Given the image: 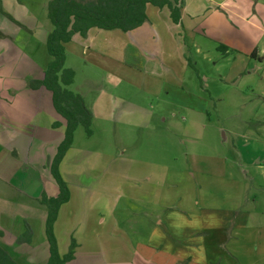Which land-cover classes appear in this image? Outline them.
I'll list each match as a JSON object with an SVG mask.
<instances>
[{"label": "rangeland", "instance_id": "374dc122", "mask_svg": "<svg viewBox=\"0 0 264 264\" xmlns=\"http://www.w3.org/2000/svg\"><path fill=\"white\" fill-rule=\"evenodd\" d=\"M183 4L177 26L165 9L147 7L159 43L145 40L143 48L155 58L132 54L121 30H93L97 36L85 52L65 45L64 67L75 72L69 90L82 95L84 103L101 94L122 100L120 105L99 100L92 135L78 127L58 166L69 197L58 210L53 233L60 255L74 240L72 264H166L175 251L194 253L192 264H206L205 258L208 264H264V0ZM19 29L13 41L12 28L0 25V120H12L10 111L26 108L16 115L26 119L21 130L40 136L46 97L31 92L29 84L43 73L25 64L38 61L41 67L44 61L35 57V43L27 42L29 27ZM220 46L228 48L226 54ZM158 61L181 82L166 97L176 104L161 99L171 85L160 67L153 68ZM2 126L11 128L8 121ZM2 130L0 137H9ZM59 143L42 145L40 151L53 158ZM18 150L22 163L0 153V174L9 185L0 186L1 193L14 205L39 197L44 187L53 196L45 166L27 165L30 154ZM234 203L239 207L227 221L228 213L221 212ZM159 212L175 214L168 233L181 239L178 247L166 233L147 238V222ZM239 213L246 229L233 232L232 216ZM35 215L26 214L33 225ZM1 221L8 232L22 228L20 219ZM192 231L199 233L193 237ZM158 240L164 244L159 253L142 244Z\"/></svg>", "mask_w": 264, "mask_h": 264}, {"label": "crops", "instance_id": "0c3cea01", "mask_svg": "<svg viewBox=\"0 0 264 264\" xmlns=\"http://www.w3.org/2000/svg\"><path fill=\"white\" fill-rule=\"evenodd\" d=\"M47 2H48V0H21V1H19V0H0V25L10 26L12 28L11 34L13 33V39H12L13 41H16L19 39V36H18L19 31L17 32V30L19 29V25H24V26L29 27V30L27 33L29 38L27 39V42H34L35 43L33 50L34 51L38 50L37 56H35V57L43 60L44 65H42L41 67L38 66V63H37L38 61H35L36 63H34V65H31V63H30V65H27L28 63L25 65H26V67H29V69L38 68V70H40V72H42V73L45 71L48 63L51 61V57L48 55L47 50H46V46L44 44L46 36L51 30V27H49L50 29H48V26H50V24H49V21L47 19ZM217 4L218 3H216L215 5H217ZM159 10H161V9H159ZM147 11H148V9H147ZM148 12L151 14V11H148ZM183 14H184V4H183L182 10H181V18H182ZM167 15H168V13H167ZM168 19H169V16H168ZM169 21H170V19H169ZM145 24H143L142 26H140L139 28H137L135 30L125 32V33H127V36L130 39V43H126V45L128 48H130L132 50V54H136L137 56L138 55L140 56L141 54H148L149 56L155 58V56H153V54H151V53H153V51L150 50V52H147L146 50H144L143 45H144L145 40L148 41L149 44H153V45L159 43L158 32L154 28V25H153L151 19L147 18V21L145 22ZM143 26H146V29H144V31H142L144 33H142V32L137 33L138 32L137 30L140 28L142 29ZM34 29L36 30L35 34L39 35V37L35 36V34L33 32ZM93 30H99V29H96V28L90 29L85 38H82L76 34L73 36V38L69 42V44L73 43L76 47L83 48L84 52H85L86 48L89 50L90 47L88 45H91L95 40L94 36H97V34L93 32ZM21 31H23V30L21 29L20 32ZM146 34H148V35H146ZM143 35H144V37H140ZM44 37H45V39H44ZM30 47H31V45H30ZM227 50H228V48H227ZM38 56H40V57H38ZM131 57L134 58L135 56L132 55ZM65 61H66V57H65ZM159 63H160V61H158L157 65L153 63V68L160 67L159 71H161L162 73L167 75V77L169 79L166 83H168V85H171V86H169L170 88L166 89V92H163L162 96L160 95L161 99L164 100L165 102L169 103V104L170 103L176 104V101L171 102V101H173V99L168 100L166 97H167V95H169V93H171V91H174L173 89L178 90L180 87L179 83H181V82H179L177 76H175L174 71L172 70V68L170 66H168L164 61L160 65H159ZM154 71H155V69H154ZM159 75H161V74H159ZM42 76L41 77L39 76L36 79H41ZM74 78H75V75H74ZM107 79H109L110 81L118 82V80L114 79L113 76H110ZM73 83H74V81H73ZM73 83L70 86H72ZM31 92L40 93L46 97L47 112H46V114L43 115L44 117L41 120V122H40L41 125L39 127L40 128L39 130L42 133L40 134V136H38L39 134H37V135L35 134V135L30 136V135H27L26 133H24V131L21 130V127L23 125V123H21V121H24L26 119L24 117L23 119L18 120L16 118V115H23V113L26 112V108L24 110L14 109L13 111H10L14 115L12 120H10V119L5 120V118H4V120H2V118L0 120V129H3L2 131H6L9 134V137H0V153L2 154L3 152H5V156L11 154L13 158H15L17 161H20V152L18 149L21 148L23 153H26V151H27V154L28 155L30 154L31 159H28L26 164L27 165L28 164L34 165V166L38 165V168H40V170H41V168H43V166H45V169H44L46 172L45 173V180H47L48 186L50 188H52L54 191V193L52 195H55L56 191H57L56 184H55V182H54V180L51 177L50 172H49V165H50V161L52 160V153L48 154L46 150L40 151V147L42 145H45L44 147L49 148V146H53L55 143L56 144L59 143L60 139L61 140L63 139L64 121L59 115H57V113L54 111V109L52 107L50 92H48L44 88H40L37 90H31ZM83 100L85 101L84 98H83ZM99 100L103 101V102L109 100L110 104L113 101L114 104L117 103L118 105H120V102L122 101L118 97H114V98L111 97L110 98V95L106 96L104 94H101L98 98L96 97L95 100L92 99L88 103L86 102L85 104H86L87 108L92 113V121L94 120V116H95L93 109L99 103ZM19 101H21V100H19ZM30 104L31 103H28L27 105H30ZM20 105L22 106V104H19V106ZM184 106L185 107L188 106V103H184ZM34 112L38 115L42 114L41 110H37V112L36 111H34ZM196 113H199V112H196ZM6 121H8L10 123V126H11L10 129L11 130L2 126V123L6 122ZM53 124H57V126L54 128ZM17 131H18V134H17ZM3 135H5V134H3ZM15 139H17V140H15ZM72 145H73V143H72ZM72 145L70 148H72ZM12 157H10V158L12 159ZM65 159L66 158L64 157L61 162H64ZM45 160H47V163L45 162ZM20 162L22 163V161H20ZM2 177H4V176H2L0 174V186H3L5 188L6 186H9V185H7L6 182L4 183ZM9 191L12 193H15L16 190L10 189ZM9 191H7V192H9ZM1 192L2 191L0 190V233H2V238L0 239V241H2L4 244H6V246H8L10 249H12V251L14 253V258L16 259V262L18 264H26V263L27 264H40V263L42 264L44 261H46V259L48 257L47 245L45 243H43L46 209L38 203L37 199L39 197H33L32 199L29 198V200H27V202H21L18 205H14V203L12 202L13 199H11L10 195L8 197L6 195H3ZM45 192L46 191H45V187H44V191L42 193H45ZM197 204H198V202H197ZM238 207H239L238 204L234 203L230 208H228L226 210L221 209L222 210L221 213H225V214L228 213L227 221H229L230 214L233 215V212L235 210H237ZM35 212L36 213L39 212V213H37L35 215ZM28 213H29V217H30V214L35 215L31 218L34 220L33 222H36V223H34L35 225H33V223H31V220L29 218H26L28 216ZM160 213L161 212H159V214H157V215L151 216V220H149L147 222V225H149L148 230H147V233H148L147 238H149V239L152 235L154 236L156 234V232H159L162 235H165V233H166L167 236L171 237L168 233V229L172 227V224H171L172 222L170 220H171V218H173L175 216V214L170 213V212H164L162 214H160ZM26 214H27V216H26ZM173 214H174V216H172ZM240 216H242V215H240V213L237 216H232L234 221L232 222L233 226L231 227V231L236 232V231L241 230V229H246L245 228L246 225L240 224V218H239ZM2 217L9 218L12 222H15L19 219L22 220L21 221L22 222V228H20V227L16 228V230L13 231L12 233L8 232L7 229L2 226V221H1ZM244 218L246 219V221H248V219L249 220L251 219L246 215ZM244 218H243V220H244ZM224 219H226V217L225 218L223 217V220ZM25 222L29 225V227L31 228V231L33 233L32 241L29 244L25 243V244L18 245L16 243V240L20 236V234L23 232V230H24L23 225ZM197 233H199V231H192V236L194 237V235H197ZM171 239H173V237H171ZM162 240L164 242H166L167 239L164 237ZM179 240L181 241V239H179ZM180 241H178V239H173L172 247H174V248L178 247V244H181ZM142 244H144L148 248L154 249V251L156 253H159V250L164 245L163 242L160 240H158L154 245L151 243L153 246H151L147 242H144ZM182 245H184V246H182V248L188 249L187 244H182ZM191 245L198 246L197 243L191 244ZM169 256L170 255H168V258H169ZM173 256L174 257L173 258L171 257L169 261L166 258L167 261H165V263L166 264H192L193 261L196 259V255L194 253H191V251L186 252V254H177V252L175 251ZM205 260H206V264H208L209 262H207V261L210 259L205 258ZM73 261H75V257L70 262V264H72Z\"/></svg>", "mask_w": 264, "mask_h": 264}, {"label": "trees", "instance_id": "16d2710c", "mask_svg": "<svg viewBox=\"0 0 264 264\" xmlns=\"http://www.w3.org/2000/svg\"><path fill=\"white\" fill-rule=\"evenodd\" d=\"M184 0H48L47 19L51 26L45 39V46L51 61L48 63L41 79L31 81L29 88H44L51 95L54 111L64 121L63 139L56 148V154L50 161L49 172L56 184V194L51 196L41 193L38 203L46 209L43 243L47 245L48 257L45 264H70L74 259L76 244L71 241L64 255L58 253L53 233L54 222L60 206L68 201L69 192L63 182L58 166L73 143V135L82 127L86 136L92 135V113L87 108L82 96L72 92L68 87L74 81V71L64 67L65 45L74 35L85 38L90 29L121 30L129 32L142 26L146 21V9L153 6L166 9L174 25L181 24V10ZM6 15V14H5ZM219 49L227 53V48ZM253 56V54L251 55ZM57 124H53L55 128ZM24 230L16 243L29 244L33 233L25 222ZM2 233H0V239ZM0 264H18L14 253L0 241Z\"/></svg>", "mask_w": 264, "mask_h": 264}]
</instances>
